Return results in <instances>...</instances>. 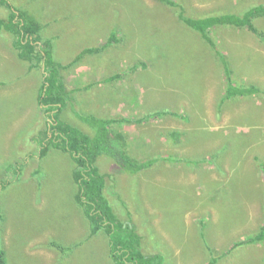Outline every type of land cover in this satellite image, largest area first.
Listing matches in <instances>:
<instances>
[{
  "label": "rangeland",
  "instance_id": "rangeland-1",
  "mask_svg": "<svg viewBox=\"0 0 264 264\" xmlns=\"http://www.w3.org/2000/svg\"><path fill=\"white\" fill-rule=\"evenodd\" d=\"M10 1L42 24V37L53 40L55 59L64 64L116 33L118 43L85 56L64 79L76 90V111L121 119L113 128L127 136L130 155L158 159L138 174L121 171L105 155L97 160L103 173L113 175L106 191L115 196V212L127 221L128 207L147 251L162 254L164 264H208L212 256L217 264H264V242L223 255L264 223V40L232 26L211 30L235 84L260 89L254 97L222 102L227 79L215 50L179 21L175 8L157 0ZM177 1L186 16L197 18L264 4ZM7 15L0 8V17ZM255 24L264 32V18ZM11 39L0 35L1 179L9 177V165L38 152L32 138L48 121L36 100L41 69L18 59ZM70 106L64 118L90 134ZM74 166L68 154L51 148L0 190V244L8 264H114L108 236H89L75 198Z\"/></svg>",
  "mask_w": 264,
  "mask_h": 264
},
{
  "label": "trees",
  "instance_id": "trees-1",
  "mask_svg": "<svg viewBox=\"0 0 264 264\" xmlns=\"http://www.w3.org/2000/svg\"><path fill=\"white\" fill-rule=\"evenodd\" d=\"M157 1L161 5L177 9L179 21L196 31L215 50L227 79L222 102L237 96L246 99L260 93L257 86L235 84L228 59L217 48L211 36V30L220 26H232L246 29L264 40V32L255 24L256 19L264 18V4L247 6L239 13H223L197 18L186 16L183 6L177 0ZM0 8L8 11L7 18L0 17V35L2 32L12 35L11 48L16 52L18 59L29 63L30 70L41 69L43 81L36 100L40 110L48 118L47 128L41 129L32 138L33 143L38 146V152L30 153L22 161L8 166L6 176L9 177L0 178V190L3 191L17 182L31 159L41 160L51 148L66 153L75 164L72 173L77 185L75 198L89 221V236H96L101 231L108 236L110 257L114 264H164L162 254L147 251L143 242L145 238L138 233L137 226L128 207H125L124 201L129 218L127 221L119 218L111 204L112 197L115 196H112V192L109 194V191H106L110 180L114 179L113 175L103 173L97 164L98 158L105 155L111 158L121 171L138 174L152 169L158 159L138 161L130 155L127 136L113 128L114 123H120L121 119L101 118L95 115L84 116L76 111L74 98L76 90L68 89L64 79V72L80 63L85 56L101 54L109 46L118 43L116 33H112L106 43L101 46L82 49L70 63L64 64L55 59L53 40L42 37L43 26L34 16L17 8L10 0H0ZM118 77H120L119 74L113 75L102 82L110 83ZM70 103L74 107L72 110L76 117L91 127L90 134L64 118V111L68 107L71 108ZM169 114L178 117L174 113ZM172 135L177 138L180 136L178 132H173ZM260 166L264 175V161L260 163ZM35 173L39 174V170L37 169ZM118 196L121 195L117 193L116 197L119 199ZM3 219V211L0 207V224ZM262 242H264V223L255 236L234 243L231 250L223 255L229 254L236 247ZM218 261L217 257L212 256L208 264H217ZM0 264H8L6 250L1 244Z\"/></svg>",
  "mask_w": 264,
  "mask_h": 264
}]
</instances>
